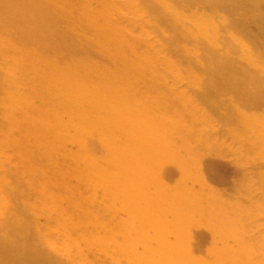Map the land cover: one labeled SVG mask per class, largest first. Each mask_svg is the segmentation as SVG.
Wrapping results in <instances>:
<instances>
[{"label":"bare ground","instance_id":"1","mask_svg":"<svg viewBox=\"0 0 264 264\" xmlns=\"http://www.w3.org/2000/svg\"><path fill=\"white\" fill-rule=\"evenodd\" d=\"M165 1L138 0L146 12L128 18L117 10L135 0H0V64L7 68L0 72L7 80L0 84V131L13 137L0 140V264H185L194 253L214 258L211 264H258L232 252L247 251L246 238L258 236H244L248 229L238 223L249 216L232 222L239 207L216 200L199 171L228 185L245 177L244 157L252 170L264 169V0H171L173 8L202 14L208 26L202 29L170 24ZM44 3H55L65 16L61 29L51 13L37 11ZM76 6L80 12L70 17L66 7ZM138 26L155 32L158 51L179 65L201 55L203 63L194 67L204 77L151 97L162 87L147 75L171 74L176 65L153 59L148 45L155 46L144 33L134 34ZM37 31L42 36L32 39ZM17 40L39 52L13 47ZM181 40L183 49L174 45ZM183 93L208 104L224 134L245 141L237 160H224V149L207 157L184 150L180 139L172 142L178 127L169 111ZM178 109L184 121L188 111ZM190 114L199 121L197 110ZM251 174L260 184L257 200L264 201V172ZM35 181L39 191L28 188ZM220 225L237 235H226L218 247ZM185 231L194 240L185 241ZM209 236L213 245L203 246ZM136 247L141 251L127 252ZM109 248L116 251L112 259L104 257Z\"/></svg>","mask_w":264,"mask_h":264},{"label":"rangeland","instance_id":"2","mask_svg":"<svg viewBox=\"0 0 264 264\" xmlns=\"http://www.w3.org/2000/svg\"><path fill=\"white\" fill-rule=\"evenodd\" d=\"M137 3L136 5H134L132 8H126V6H124V8L122 9L121 7L118 8V12H120L121 14L123 13L126 17L128 18H139L141 13L146 12V9L138 3V0H135ZM42 2V0H41ZM70 2V1H68ZM67 2L66 6L69 5V3ZM71 3V2H70ZM165 5L167 7V10L170 12V18L168 19V22H170V24H174L178 27V29H182L184 27V25H186L187 22H192L195 23L197 25H200V29L208 27L205 26L206 23V18L202 15V14H196L193 12H189L186 11L182 8H173V2L171 0H166L165 1ZM65 6V5H64ZM29 10H26L24 12H20V14H24L26 12H28ZM37 11L40 14L43 15H48L49 13H51L53 16H49V20L51 23H53L56 27L58 26L59 29H61V27H63L62 23L65 19V16L62 14L61 12L57 9V5L54 4H48V3H44V4H40L39 8L37 9ZM66 11H69L71 13H68L70 15V17L74 16L75 14H78L80 12L79 7H66ZM114 12V11H112ZM163 12V11H162ZM50 14V15H51ZM184 15V17H183ZM71 18L67 19L65 21V24L67 25L70 22ZM155 23V22H154ZM6 26L9 27H16L17 31L22 32L24 29L19 26V25H13V24H7ZM165 30V29H164ZM26 32V31H25ZM141 33L142 34L141 36ZM165 33H169V31H165ZM134 34L137 36H141L142 39H144L145 41L148 40L150 41L153 37L155 32L151 31V29H147L145 27L138 26L136 28V31H134ZM197 33L193 32L192 37L193 36H197ZM42 33L37 31L36 33H33V35H31L32 39H36L38 37H41ZM179 37V36H178ZM18 41V40H17ZM81 41L85 42V39H81L80 41H78L79 44H81ZM152 45L155 46V49H151V47L148 45V47L150 48V52H154V55H151L153 57L154 60H160L161 58H164L165 61L168 63L169 62H173V59H171L169 57L168 54H166V52L158 51L159 47L157 46V44L154 42V40H151ZM23 41L19 40L16 44V46L13 45V47H20L23 49H26L29 53H34L36 54L37 51L35 48H32V50L22 46ZM175 47H180L181 49H183L186 46V41L185 40H181L179 42L174 43ZM92 46V45H91ZM52 47H49L47 49H51ZM147 50L146 46H142L141 51H145ZM152 50V51H151ZM155 50V51H154ZM181 53H185L183 51H180ZM40 54V53H39ZM156 54V55H155ZM43 58H46L44 56V54H40ZM191 61L192 63L190 65H179L175 62H173L176 66L172 65L171 69L173 70L171 72V74H165L162 71H156L154 72L153 75H151V73H149V78L152 81L157 82L158 84H160V86L162 87V90H160V92L158 94L156 93H152L150 96L155 98L156 100H159L160 97H162V93L161 92H171L173 94L175 87L172 84H176V86H180L183 82L185 81H189L191 79L194 80H199L202 79L204 77V73L202 72H198L196 71V68L194 67V65H198V64H202L203 63V59L201 57V55H197V54H193V56L191 57ZM47 63H53V61L51 60H47ZM21 68V66H20ZM7 68H5L4 65L0 64V72L4 73V70H6ZM19 69V68H18ZM15 69V70H18ZM19 71V70H18ZM42 76H44V73L41 74ZM152 76V77H150ZM182 81V82H180ZM7 80L6 79H2V77H0V84H4L6 83ZM150 83V82H149ZM154 83V82H153ZM151 84V83H150ZM155 84V83H154ZM183 89V87H182ZM181 89V90H182ZM185 89V88H184ZM2 91V89H1ZM179 95V94H178ZM225 98V97H224ZM175 102L176 105L178 106V108H182L184 107L188 113H186V115L183 117L184 121L182 120V117L180 115H176L175 110H179L177 107H175L173 109H170L169 113L171 112V117L174 122H177V127L178 130L176 131V135L173 139L172 142L173 143H177L178 140L180 139V142H182V144H184V150H189V149H196L198 150V153L203 155V156H207V157H214L215 153L216 155L219 154V151L221 149L227 150L229 153L224 155L222 158L224 160H237L239 156V152L240 150H242L245 146V141L243 139H239L236 136H234V134H224L225 132L222 130L221 127V120L218 119V116L212 114L209 110V105L203 103V101L198 100L196 96L189 94V93H183L182 95H179L177 97V95H175ZM210 103H212V101H209ZM6 107L12 106V105H5ZM237 110L239 113H242V106L237 104ZM1 108V105H0ZM0 117L2 116V109H0ZM197 110V113L199 115V121H195L193 122V116L190 114L192 111ZM179 125V126H178ZM12 134L10 135H3V132L1 133L0 131V140L4 141V142H10L12 141L13 137H11ZM208 137L207 140H205V137ZM191 143V145H188L187 143ZM195 143H197V145H195ZM264 145V144H263ZM262 142L259 144L254 145V147L252 148V150L256 153L261 151L262 148ZM209 149H212L211 151H209ZM194 151V150H193ZM242 153V152H241ZM13 153L8 154L6 157H9L10 155H12ZM182 154V153H181ZM180 156V155H179ZM176 156V157H179ZM246 157L242 158L241 160H239V164L241 165L240 168L244 171L245 173V177H236L234 179V181H229L228 185H220L217 184L215 182H213L210 179L206 178V172L204 169H202L201 171H199V175L204 179V183L206 188L210 189L211 191H214L215 193H217L216 197H214L216 200L219 201L220 200H225L227 201V205L228 204H232V206H237L240 209V212L234 213V215H231V221L235 223V221H237V219L235 217H239V218H243L245 215L249 216V219L246 220H241L238 223H243V227H247V230H244V236L246 235H253V233H256L258 236H256L253 239H249L246 238V242L250 243V247L247 251H244L246 249L244 248H239V247H235L232 248V252H236L242 251L243 255H248L250 258H253L255 261H257L258 264H264V234L262 233V231H264V215L263 214H254L253 212L258 208H263L264 209V201H258V195H259V191H260V184L256 183V180H254L253 176H252V172H264V169H259L257 171L252 170L250 168V163H248L247 161H245ZM18 161L14 162V165L17 164ZM195 163H197L196 161H194ZM202 166V165H201ZM13 172H15L13 170ZM18 176H21V172L17 171ZM23 174V173H22ZM206 178V179H205ZM26 179V178H25ZM37 179V178H36ZM38 180V179H37ZM41 183V180H40ZM28 188H30V190H34L37 189L36 191H39L40 189V184L38 182L35 181V185H28ZM247 191H249L250 193H246ZM239 192H243L244 194L238 197V193ZM39 200V199H38ZM42 201H47V199H42ZM213 200H211L212 202ZM37 206H39V203H36ZM79 206V205H76ZM242 213V214H241ZM255 216H254V215ZM54 215L53 213L50 215V217ZM201 213H198L197 219H201L200 216ZM223 215L224 218H227L229 213H225V214H221ZM204 218H207V216H210L209 214L204 215ZM226 216V217H225ZM247 216V217H248ZM251 217V218H250ZM183 218H186L183 216ZM193 218V217H191ZM191 218H188V221H192ZM193 218L194 220H197ZM223 221H227V219H224ZM130 222V221H128ZM55 224V223H53ZM221 224V223H220ZM55 226V225H54ZM223 225H220L218 228L221 229L219 233L220 238L218 242V247L221 246V244H223V240H225L226 235L230 236V235H237V231L235 229H223L221 228ZM217 228V226L215 227ZM251 230V231H249ZM112 233V230H109ZM118 231V230H117ZM223 231V232H222ZM254 231V232H253ZM257 231V232H256ZM119 232V231H118ZM189 231H185L182 232L183 233V239H185V241L189 240H194L193 237L189 236ZM212 237H208L204 242H203V246H208V245H213V241L211 239ZM223 241V242H222ZM252 246V248H251ZM254 246V247H253ZM185 248V245H184ZM187 249H185V251H187ZM141 248L140 247H136V248H130L127 252H140ZM107 254L104 256L107 259H112L115 254L116 251L114 248H109L107 250ZM222 252V249L219 250V253ZM188 254V252H187ZM196 256H194L192 261L187 262V260H184L183 262L185 264H211V262L214 260V258L209 257V256H203L199 253H194ZM199 254V255H198ZM119 256V255H118ZM173 261H175L173 259ZM229 261V260H228ZM227 260H225L226 263H228Z\"/></svg>","mask_w":264,"mask_h":264}]
</instances>
